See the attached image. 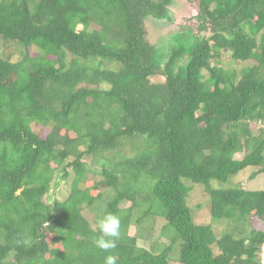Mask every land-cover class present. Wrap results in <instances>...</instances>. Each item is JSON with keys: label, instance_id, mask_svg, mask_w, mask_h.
Returning a JSON list of instances; mask_svg holds the SVG:
<instances>
[{"label": "trees", "instance_id": "16d2710c", "mask_svg": "<svg viewBox=\"0 0 264 264\" xmlns=\"http://www.w3.org/2000/svg\"><path fill=\"white\" fill-rule=\"evenodd\" d=\"M173 1L0 0V264H264V189L210 184L264 174V0H186L197 34L158 51L145 20ZM150 219L168 243L147 250Z\"/></svg>", "mask_w": 264, "mask_h": 264}, {"label": "rangeland", "instance_id": "374dc122", "mask_svg": "<svg viewBox=\"0 0 264 264\" xmlns=\"http://www.w3.org/2000/svg\"><path fill=\"white\" fill-rule=\"evenodd\" d=\"M197 5V1L188 3L186 2V0H174L169 7L170 16L172 19L171 21H156L150 17L147 18L145 20V29L148 41L153 46L157 47L158 51H160L161 47H164V45L171 43L172 39L176 44L186 43L187 40H185V36H181L178 41H176L175 39L176 34L173 36V38L171 37L174 33L186 35L188 33L187 31H185L186 29H191L193 34H197L198 24L194 19L198 14ZM202 34L205 35V33ZM4 50L7 52V54L13 53L14 51L9 45H7ZM13 57L14 56H12V58ZM220 66L225 69L234 70L238 73L240 69L246 67V64H234L229 60L228 57H225V55H223L221 57ZM44 134L45 131L42 133V135ZM241 156L242 155L238 154L235 156V158L239 159L241 158ZM96 169L97 171L99 170V168L97 167ZM255 172L256 168H250L238 174L237 176L229 178V180L224 184L215 181H212L210 184L213 185L214 188L219 189H230L237 187L247 190H262L264 189V174H258L255 177L251 178L252 174ZM58 187L66 189L68 185L62 182ZM52 194H54V192H52ZM208 201V194L206 193L204 187H202L201 185H194L193 189H191V191L189 192L187 204L192 211V218L195 224L210 223L211 218L208 212ZM162 226L163 222L161 220L150 219L139 226H131L129 229V234L137 237V243L139 246L143 247L144 249L150 250L153 248H151L152 244L157 248L159 245L168 243L167 239L161 234ZM215 228V230H218L219 232V228ZM169 264H177V262L171 261Z\"/></svg>", "mask_w": 264, "mask_h": 264}, {"label": "clouds", "instance_id": "9594fccd", "mask_svg": "<svg viewBox=\"0 0 264 264\" xmlns=\"http://www.w3.org/2000/svg\"><path fill=\"white\" fill-rule=\"evenodd\" d=\"M99 237L96 239V247L102 251H109L116 247V241L120 237V219L116 215L108 213L97 220ZM105 264H116L114 256H107Z\"/></svg>", "mask_w": 264, "mask_h": 264}]
</instances>
